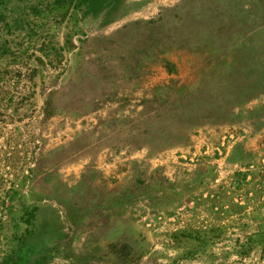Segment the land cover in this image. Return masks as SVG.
<instances>
[{
	"label": "rangeland",
	"instance_id": "obj_1",
	"mask_svg": "<svg viewBox=\"0 0 264 264\" xmlns=\"http://www.w3.org/2000/svg\"><path fill=\"white\" fill-rule=\"evenodd\" d=\"M76 16L31 13L84 32L0 72V264H264V59L217 49L264 42V0Z\"/></svg>",
	"mask_w": 264,
	"mask_h": 264
},
{
	"label": "trees",
	"instance_id": "obj_2",
	"mask_svg": "<svg viewBox=\"0 0 264 264\" xmlns=\"http://www.w3.org/2000/svg\"><path fill=\"white\" fill-rule=\"evenodd\" d=\"M36 2L37 3L34 2L30 5H23L16 8L11 7V3H13L12 0H0V72L3 71V74H8L13 71L9 68L11 59H14L13 62L24 61L27 52L34 45V39H37L39 33L40 39H43H41L42 44L38 49L50 60V62H52V56H62L63 51L66 49H73V35L84 32L83 28L79 27L78 24H80V22H78V30L69 32L67 35L66 44L64 46H59L58 43L54 42V40L50 42L48 32H46V30L42 29L41 27L43 26L42 23L41 26L37 25V27H35L34 23L30 22L29 15H31V13H38L39 15L45 17L47 10L50 12H59L63 18V23H67L69 19L75 20L76 18L77 20L78 18L76 15L83 14L84 17H87L90 13H95V11L99 12L102 8L107 7V0H36ZM44 32L46 33L44 34ZM261 33L264 35V30H262ZM13 36H21L23 38L24 36H27L24 38V40L28 41V46H25L23 43H13L11 38ZM54 37L55 32H53L50 38L52 39ZM217 49L218 51L220 50V52H222L220 53L219 58H221L223 61L227 60L226 65L229 69H234L236 67L235 63L238 62V64L241 65L243 69L248 71L247 65L250 61H253V58L256 57L258 60L264 59L263 41L257 46L242 42L241 45L235 46L232 51L230 50L228 52L226 50L227 48L224 46H218ZM236 54L241 56L239 59L237 58L235 62L228 58L230 57L234 59ZM33 56L36 57V59L42 64H44L42 58L38 57L36 54H33ZM170 65L172 64L167 63V66ZM243 72L244 71L238 73L242 74ZM198 91H200V89ZM36 210L37 209L34 208L33 212H28L26 214L27 218H25V221L27 223H32L34 217L36 216ZM25 261V258H21L20 264L25 263Z\"/></svg>",
	"mask_w": 264,
	"mask_h": 264
}]
</instances>
